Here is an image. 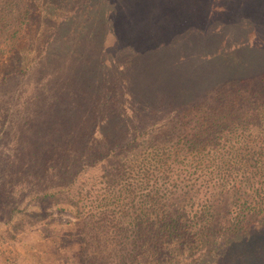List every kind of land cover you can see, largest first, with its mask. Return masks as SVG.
<instances>
[{
    "label": "trees",
    "instance_id": "obj_1",
    "mask_svg": "<svg viewBox=\"0 0 264 264\" xmlns=\"http://www.w3.org/2000/svg\"><path fill=\"white\" fill-rule=\"evenodd\" d=\"M147 4L120 0V11L136 15ZM216 5L174 0L158 19L147 17L156 24L164 12L170 21L162 41L85 43L74 66L85 84L72 89L64 79L51 89L32 142L40 170L28 176L50 180L34 186L36 196L60 204L55 193H67L76 223L89 221L82 238L116 251L113 264H254L264 254V217L246 231L235 215L232 225L220 221L215 207L225 193L240 216H264V75L211 59L221 51L211 47L217 18L228 12ZM202 23L204 42L196 41ZM197 45L203 55L189 57Z\"/></svg>",
    "mask_w": 264,
    "mask_h": 264
},
{
    "label": "rangeland",
    "instance_id": "obj_2",
    "mask_svg": "<svg viewBox=\"0 0 264 264\" xmlns=\"http://www.w3.org/2000/svg\"><path fill=\"white\" fill-rule=\"evenodd\" d=\"M143 1L148 2L146 9L133 15L129 9L120 11V0H0V264H82L85 258L91 264H113L117 259V252L107 249L104 242L99 251L98 246L82 238L89 236L85 232L89 221L76 223L69 210L72 204H65L68 200L63 189L55 193L60 204L49 194L41 197L42 192H38L36 196L34 186L40 188L50 180L40 178L33 183L28 173L40 170L31 164L35 152L32 142L50 111L51 89L58 87L53 85L59 80H73L75 89L78 79L82 86L86 82L74 70L84 59L75 57L81 54L82 45L89 41L105 44L168 38L164 30L171 25L163 17L165 13L156 24L148 23L147 17L158 19L159 12L174 0ZM213 1L217 7L225 5L222 10L228 12L217 18L222 29L211 47L235 51L214 49L211 59L236 65L237 72L248 75L245 77L264 75V0H254L249 7L253 0L248 4L242 0L241 6L239 0L237 4ZM120 19L129 27L124 28ZM206 26L200 25L199 31L205 34L196 41H207ZM195 48L198 50L187 54L189 57L199 58L204 53L199 51L206 50L199 45ZM43 133L47 136L48 132ZM228 201L225 193L215 201L217 217L227 225L233 224L230 217L235 215L246 231L253 230L264 217H242L241 209L235 210ZM98 229L93 231L100 233ZM256 255L254 264H264V254Z\"/></svg>",
    "mask_w": 264,
    "mask_h": 264
}]
</instances>
